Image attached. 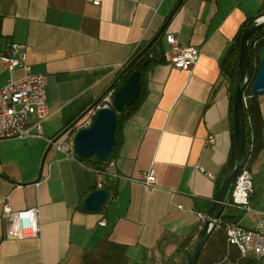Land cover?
Here are the masks:
<instances>
[{
	"label": "crops",
	"instance_id": "0c3cea01",
	"mask_svg": "<svg viewBox=\"0 0 264 264\" xmlns=\"http://www.w3.org/2000/svg\"><path fill=\"white\" fill-rule=\"evenodd\" d=\"M178 1L0 0V49L7 41L25 46L31 72L43 76L49 111L41 137L0 140V199L14 210L37 206L40 226L36 237L14 238L0 212V264H79L107 234L126 246L125 264L181 262L194 245L203 224L197 213L207 212L231 151L233 112L221 61L245 22L264 16V0H182L169 17ZM162 25L154 41L160 60L142 74V97L120 122L105 173L91 159H70L52 146L40 180L30 183L49 140ZM169 34L179 46L198 48L189 70L169 62ZM22 75L0 60V88ZM257 101L264 122V94ZM209 135L212 144L205 142ZM260 142L249 164L252 211L233 214L245 227H255L264 213V130ZM149 169L155 184L147 188L136 178ZM110 172L118 177L109 179ZM98 184L115 191L102 211L82 210L81 200Z\"/></svg>",
	"mask_w": 264,
	"mask_h": 264
},
{
	"label": "built area",
	"instance_id": "2783aa9c",
	"mask_svg": "<svg viewBox=\"0 0 264 264\" xmlns=\"http://www.w3.org/2000/svg\"><path fill=\"white\" fill-rule=\"evenodd\" d=\"M92 5L98 6L101 0H86ZM258 21V19H256ZM171 45L172 54L169 57L171 65L179 70H189L199 57V50L194 46H179L174 35L166 36ZM0 60L4 67L12 71L21 68L23 75L9 81L0 88V140L25 139L42 136V122L49 116L46 103L45 83L41 74L31 72L27 62V52L22 44L7 41L4 48L0 49ZM126 64H123L124 67ZM113 89L108 91L102 100L76 123L74 131L91 124L96 112L101 108H110L112 104ZM245 97H243V102ZM73 136V134H72ZM52 140H49L51 142ZM207 144L214 143V137L209 135L205 141ZM52 145L67 158L78 159L73 149V137L62 136ZM112 165V164H110ZM96 172L105 171L96 169ZM109 179H115V172L107 174ZM211 177L210 174H208ZM136 180L147 188L155 184V175L152 169L141 172ZM101 188V184H98ZM252 175L245 165L238 171L231 191L226 199L225 208L239 210L243 214L252 211L249 197L252 193ZM225 210V209H224ZM0 212L10 222L9 233L14 238L36 237L40 231L38 222L39 208L37 206L12 209L6 198L0 199ZM203 223L204 214L197 213ZM224 234L227 244L236 248L240 257H253L258 264H264V213L255 227H245L238 221H226Z\"/></svg>",
	"mask_w": 264,
	"mask_h": 264
},
{
	"label": "water",
	"instance_id": "95a60500",
	"mask_svg": "<svg viewBox=\"0 0 264 264\" xmlns=\"http://www.w3.org/2000/svg\"><path fill=\"white\" fill-rule=\"evenodd\" d=\"M179 0L173 11L180 4ZM258 19V21H256ZM264 28V16H259L250 21L242 30L239 40V54L236 63L235 71V91L233 99V131L231 141L230 157L227 162L226 171L222 177L221 183L217 188L212 202L203 218L202 228L191 249L186 264H196L198 256L202 251L204 244L212 233L214 227L220 219L224 209L226 199L231 191L238 171L246 163V155L244 150L245 133L243 123V94L251 79V69L249 65V46H251V36L257 31ZM164 29V25L156 32L154 37L120 70L118 75L112 83L102 92L98 98L82 112L73 122L66 126L46 147L39 166V171L36 179L30 183H36L41 178V173L45 158L53 146L52 143L61 138L65 134H73V149L79 158L86 159L93 156L98 161H106L108 154L115 142V127H116V111L120 112L125 106H131L140 94V69L137 68L131 73H128L136 60L150 47ZM232 48V46H231ZM230 48V49H231ZM226 55V54H225ZM225 56L221 61L223 71L229 79L233 75L229 73L225 67ZM128 73V74H127ZM126 82L120 87L114 89L116 83L125 75ZM113 89L111 108L99 109L91 124L87 127L80 128L74 131L75 125L87 114L93 107H95L104 97V95ZM249 93L252 96H259L264 94V56L260 57L257 63V71L251 85L249 86ZM110 191L107 188H98L90 191L81 200V209L86 212L97 213L102 211Z\"/></svg>",
	"mask_w": 264,
	"mask_h": 264
},
{
	"label": "trees",
	"instance_id": "16d2710c",
	"mask_svg": "<svg viewBox=\"0 0 264 264\" xmlns=\"http://www.w3.org/2000/svg\"><path fill=\"white\" fill-rule=\"evenodd\" d=\"M250 21L245 22V24L240 28L235 38V42L230 50L226 52L225 55V67L233 75L232 79H229V103L232 111L234 91H235V71L236 63L239 54V40L243 28ZM251 46H249V65L251 69V79L248 83L247 88L243 94L245 97L243 105V123H244V133H245V155H247V166H249L256 152L261 146V135L264 130V122L261 116L259 109V104L257 101V96H252L249 93V86L252 83L257 71V63L260 57L264 56V53H261L260 47L264 45V28L257 31L251 36ZM155 43L153 42L150 47L136 60L132 65L128 73H131L133 70L139 68L140 75V94L134 101L131 106H125L124 109L120 112L116 111V127H115V142L108 154L106 161H98L95 158L92 159L93 166L95 169L105 171V164L112 158V152L118 142V129L120 126L121 120L132 111L139 100L142 97V74L147 66L151 63L158 62L160 59L157 58L155 53ZM142 48V47H141ZM139 48V50H141ZM139 50L134 53L130 60L139 52ZM129 60V61H130ZM128 63V62H127ZM127 73V74H128ZM127 74H125L114 86L115 89L120 87L126 82ZM111 109H114L113 105L110 106ZM79 160H84L79 158ZM89 159V158H88ZM219 181L217 182V186ZM111 191H115L112 186H107ZM209 206V205H208ZM238 218L230 213H225L223 211L220 216L219 221L214 227L212 233L207 239L202 251L200 252L196 264H258V262L251 256L240 257L237 253L236 248L227 244L226 237L224 234V223L226 221H232ZM192 245L186 252V263L189 257V254L192 249ZM127 261L126 255V246L113 242L109 239L108 234L105 235L94 247L86 250L81 258L79 264H125ZM164 264H169L167 261Z\"/></svg>",
	"mask_w": 264,
	"mask_h": 264
},
{
	"label": "rangeland",
	"instance_id": "374dc122",
	"mask_svg": "<svg viewBox=\"0 0 264 264\" xmlns=\"http://www.w3.org/2000/svg\"><path fill=\"white\" fill-rule=\"evenodd\" d=\"M260 51H261V53H264V45L263 46H261L260 47ZM81 121V120H80ZM79 121V122H80ZM94 157L93 156H90L89 157V159H93ZM86 159H88V158H86ZM224 212L225 213H230V214H234V215H238L239 214V210H234V209H229V208H225V210H224ZM185 254H184V257H183V260L180 262V257H179V259L178 258H171V259H167V260H165V262L167 261L169 264H186V252H184ZM175 259H177V260H175Z\"/></svg>",
	"mask_w": 264,
	"mask_h": 264
}]
</instances>
